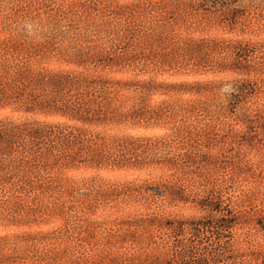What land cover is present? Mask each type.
<instances>
[{"label": "rangeland", "instance_id": "374dc122", "mask_svg": "<svg viewBox=\"0 0 264 264\" xmlns=\"http://www.w3.org/2000/svg\"><path fill=\"white\" fill-rule=\"evenodd\" d=\"M0 264H264V0H0Z\"/></svg>", "mask_w": 264, "mask_h": 264}]
</instances>
